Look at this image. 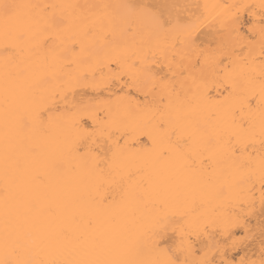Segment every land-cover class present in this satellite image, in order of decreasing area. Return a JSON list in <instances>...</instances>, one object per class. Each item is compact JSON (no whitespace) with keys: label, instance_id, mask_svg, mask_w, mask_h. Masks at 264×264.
<instances>
[{"label":"snow or ice","instance_id":"6c2138e0","mask_svg":"<svg viewBox=\"0 0 264 264\" xmlns=\"http://www.w3.org/2000/svg\"><path fill=\"white\" fill-rule=\"evenodd\" d=\"M0 264H264V0H0Z\"/></svg>","mask_w":264,"mask_h":264},{"label":"bare ground","instance_id":"6f19581e","mask_svg":"<svg viewBox=\"0 0 264 264\" xmlns=\"http://www.w3.org/2000/svg\"><path fill=\"white\" fill-rule=\"evenodd\" d=\"M191 2L200 3V4H205V3L214 4L220 2V0H191Z\"/></svg>","mask_w":264,"mask_h":264}]
</instances>
